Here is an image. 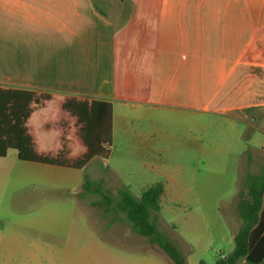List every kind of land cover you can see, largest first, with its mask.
Segmentation results:
<instances>
[{
	"label": "crops",
	"instance_id": "obj_1",
	"mask_svg": "<svg viewBox=\"0 0 264 264\" xmlns=\"http://www.w3.org/2000/svg\"><path fill=\"white\" fill-rule=\"evenodd\" d=\"M0 87L35 92L26 126L39 154L84 153L63 109L75 98L111 104L109 153L119 136L155 155L163 120L264 113V0H0ZM44 165L69 184L66 167L0 157V264H21L15 196ZM153 255L135 264H173Z\"/></svg>",
	"mask_w": 264,
	"mask_h": 264
},
{
	"label": "rangeland",
	"instance_id": "obj_2",
	"mask_svg": "<svg viewBox=\"0 0 264 264\" xmlns=\"http://www.w3.org/2000/svg\"><path fill=\"white\" fill-rule=\"evenodd\" d=\"M174 118L159 126L155 145L161 151L155 155L116 136L106 158L97 157L79 171L64 170L67 185L46 176L45 165L30 175L29 186L28 173L22 174L14 207L21 264H135L145 252L167 259L162 249L132 231L118 207V190L139 197L158 182L165 192L152 214L185 263L213 264L228 254L241 225L236 204L247 192L244 176L264 167V123L259 121L264 113L253 111L246 121L215 115ZM8 153L15 155L13 149ZM84 175L101 182L110 203L97 193H83Z\"/></svg>",
	"mask_w": 264,
	"mask_h": 264
},
{
	"label": "trees",
	"instance_id": "obj_3",
	"mask_svg": "<svg viewBox=\"0 0 264 264\" xmlns=\"http://www.w3.org/2000/svg\"><path fill=\"white\" fill-rule=\"evenodd\" d=\"M36 101L34 91L0 87V157L9 149L16 152L19 160L55 165L71 169H83L89 161L106 158L111 145V104L104 100L68 98L63 109L77 119L78 135L85 151L77 159L70 160L65 149L56 156L39 154L26 126L31 113V104ZM247 192L236 206L241 225L233 236V249L220 256L213 264H261L264 261V167L256 174L247 172L244 176ZM83 193H97L101 200L110 203L102 192L101 182L83 177ZM163 185L158 182L141 192L139 197L131 195L127 189L117 191L118 207L125 214L132 231L147 237L148 242L157 245L173 264H186L184 257L157 228L159 201ZM109 209V208H108ZM200 264H206L200 262Z\"/></svg>",
	"mask_w": 264,
	"mask_h": 264
}]
</instances>
